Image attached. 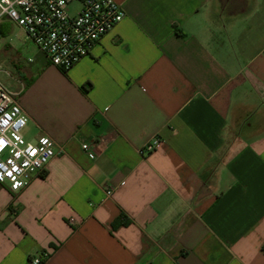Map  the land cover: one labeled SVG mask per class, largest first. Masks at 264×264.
<instances>
[{"label": "crops", "instance_id": "crops-1", "mask_svg": "<svg viewBox=\"0 0 264 264\" xmlns=\"http://www.w3.org/2000/svg\"><path fill=\"white\" fill-rule=\"evenodd\" d=\"M113 1L70 70L0 75L57 151L0 183V264H264V0Z\"/></svg>", "mask_w": 264, "mask_h": 264}, {"label": "built area", "instance_id": "built-area-1", "mask_svg": "<svg viewBox=\"0 0 264 264\" xmlns=\"http://www.w3.org/2000/svg\"><path fill=\"white\" fill-rule=\"evenodd\" d=\"M78 7L71 12L70 5ZM16 23L50 64L70 70L124 17L113 0H0V18ZM28 117L17 98L0 82V183L10 190L26 187L32 175L56 154L54 140L41 134L36 141L24 137ZM156 137L145 145L152 150ZM87 149L88 145L82 143ZM111 188L106 193L111 194ZM32 264H41L40 257Z\"/></svg>", "mask_w": 264, "mask_h": 264}, {"label": "rangeland", "instance_id": "rangeland-1", "mask_svg": "<svg viewBox=\"0 0 264 264\" xmlns=\"http://www.w3.org/2000/svg\"><path fill=\"white\" fill-rule=\"evenodd\" d=\"M77 3L70 5V11L77 9ZM9 32L6 36L0 35V75L8 76L13 86L19 84V72L17 68H30L31 63L28 58L33 57L38 52L37 47L29 38L17 27L16 23L9 20ZM20 88V87H19Z\"/></svg>", "mask_w": 264, "mask_h": 264}, {"label": "trees", "instance_id": "trees-1", "mask_svg": "<svg viewBox=\"0 0 264 264\" xmlns=\"http://www.w3.org/2000/svg\"><path fill=\"white\" fill-rule=\"evenodd\" d=\"M125 221H126L125 216L124 215H121V217L113 225L116 227V225H119V224H121V223H123Z\"/></svg>", "mask_w": 264, "mask_h": 264}]
</instances>
